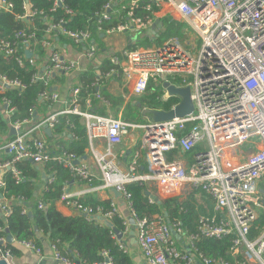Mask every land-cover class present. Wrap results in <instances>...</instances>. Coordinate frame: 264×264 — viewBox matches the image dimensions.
I'll use <instances>...</instances> for the list:
<instances>
[{
    "label": "built area",
    "instance_id": "2783aa9c",
    "mask_svg": "<svg viewBox=\"0 0 264 264\" xmlns=\"http://www.w3.org/2000/svg\"><path fill=\"white\" fill-rule=\"evenodd\" d=\"M141 2V8L152 13L146 21L132 12ZM61 4L62 0H53L52 10ZM165 5L171 7L178 22L183 24L182 38L173 36L159 44L131 50L123 46L108 56L112 67L106 75L120 72L127 93L135 96L145 94L150 82L161 86L163 82L188 86L193 111L183 117L157 122L148 115L144 116V123L124 121L111 114L100 115L89 109L92 97L105 104L108 102L99 94L98 87L96 92H89L90 87L82 88L77 79L63 108L40 118L31 107L27 117L8 121V137L0 140V153H7L9 158L0 160V171L11 170L18 183L22 178L16 166L18 162L28 161L33 167H45L55 161L81 181L91 182L98 176L103 188H114L120 193L127 216L119 211L114 198L109 201L107 210L103 206L83 204L65 191L59 200L76 214H86L87 218L100 216L110 221L117 215L124 225L122 235L129 228L135 231L147 264H232L224 257L205 255L197 246L203 237L221 239L229 235L233 236L229 253L234 264H264V223L258 225L264 214V188H259V182L264 179V0H128L126 19L106 29L98 25L97 32L102 40L126 32L139 34L152 27L155 15ZM1 9L9 12L12 4L0 0ZM23 9L25 13L18 16L19 19L44 15L30 10L28 0H23ZM111 9V1L104 4L101 11L95 13L100 18L97 22L108 21ZM58 34L75 46H81L77 57L62 54L56 48ZM37 43L34 28L18 31L12 40L0 38V52L13 56L19 67L29 65L30 82L40 81L45 87L39 93L40 98L55 103L59 100L57 88L51 91L46 88L52 76L87 71L82 68L80 59L94 61L98 46L88 29L72 31L60 24L48 25L40 46ZM26 51L31 56L27 57ZM25 87L21 79L0 73L1 89L22 91ZM163 91L162 98H169L165 88ZM83 94L85 108L80 103ZM0 110L5 119H10L14 108L4 100ZM68 114L83 121L87 136L85 156L92 158L96 174L84 157H76L47 139L46 129L51 134L59 116ZM10 128L14 129V135H10ZM136 130L142 132L139 145L128 165L123 167L119 158L123 152H117L114 147L130 131ZM53 149H60V155L51 156ZM53 181L51 173L40 194ZM130 183L144 186L151 204L200 189L211 199L214 212L200 215L194 232L164 213L140 218L132 209V195L126 189ZM3 186L0 179V188ZM14 202V198H5L0 192L1 217L5 219L11 213ZM38 207L43 208V204L39 202ZM22 212L29 213V210L25 207ZM252 229H257L258 233L249 237ZM114 230L113 237L125 251V245L121 239H116ZM0 241V257L9 263L11 254L5 249L6 237ZM15 243L37 255L42 252L32 241ZM49 245L53 258L60 264H113L105 251L102 252L104 261L86 263L70 259L54 244Z\"/></svg>",
    "mask_w": 264,
    "mask_h": 264
},
{
    "label": "trees",
    "instance_id": "16d2710c",
    "mask_svg": "<svg viewBox=\"0 0 264 264\" xmlns=\"http://www.w3.org/2000/svg\"><path fill=\"white\" fill-rule=\"evenodd\" d=\"M5 1L12 4V9L9 12L3 9L0 10V38L12 40L15 32L30 31L34 28L36 41L38 42L37 46H40L39 41L43 38L44 31L50 24H60L65 29L72 31L88 29L95 39L102 40L100 33L97 32V26L100 25L103 29L116 26L117 23L126 19L129 11L128 0H62V4L57 5L54 10H52L53 0H28L30 10H35L38 13L42 12L44 15H36L32 19H19L18 16L25 13L23 0ZM109 1H111L112 7L108 12L110 19L98 23L97 21L100 18L95 13L101 11L103 5ZM141 6L142 2L132 12L135 16L146 21L152 17V13L144 11ZM169 25H171V20L164 19L163 30ZM182 28L183 24H178L164 33L156 35H151L145 29L141 32L144 35L147 33L148 37L143 39V44L147 46L159 44L157 41L161 36H165V39L173 37L180 34ZM56 37L59 42L69 41L67 37L60 34ZM140 45L142 43H129L125 48L131 50ZM110 67L112 65L109 59L106 58L98 66V74L94 70L80 74L79 82L82 88L87 85L90 87L88 90H91L89 92H96V87H99L100 83H103L106 79L105 76H107L106 73L109 72ZM0 73L11 78H19L26 85L22 91H18L17 88H0V104L6 100L9 107L14 108L10 119H5L0 110V135L7 130L8 121L27 117L29 115L28 110L31 107L36 110L40 118L45 117L46 112L52 108L53 103L50 99L40 98L39 93L45 87L40 81L30 82L32 69L29 65L19 67L13 56H4L0 52ZM113 75H116V73H111L108 76L113 77ZM117 75L116 77H119L122 81L121 73L118 72ZM63 77L62 74L53 75L46 88L51 91L57 82L63 80ZM93 83L96 85H92ZM124 90L127 93V90ZM98 92L108 102L113 110V115L116 116L123 105V97L113 95L101 86ZM163 93L161 84L154 85L150 82L145 94L125 103L121 119L138 122L143 117L141 113L145 108L170 110L173 105L178 103L179 99L175 96L163 99ZM97 106L96 100H93V108H98ZM99 113L105 115V113ZM70 124L73 127H69ZM190 127L191 125L188 124L187 129ZM47 139L51 144L62 146L63 149L73 153L76 157L83 158L86 154V131L77 116L69 114L59 116L58 123ZM60 152V149H53L51 156H58ZM8 158L7 155L0 156L2 161ZM140 163H142V160H140ZM16 166L22 173L21 181L18 183L15 182L11 170L4 169L0 173V179L4 182L0 192L5 198L15 199V202L11 205V213L5 219L0 216V239L6 237L9 233L15 241H32L40 248H42L43 242L47 241L49 244H54L61 254L75 261L80 260L86 263L104 261L102 252L105 251L113 264H132L127 252L119 247L112 235V229L119 231L124 229L122 220L117 215H114L110 220L112 227H108L100 221L89 219L81 214L66 216L56 209L54 201L60 199L64 191V182H70L74 177L72 173L58 162L50 161L47 163L44 172L45 174L53 173L54 181L46 187V190L40 195L41 197H38L35 194L37 180L41 178L38 168L33 167L28 161L18 162ZM126 189L132 195V209L136 216L150 218L154 214L164 213L171 220H180L182 226L191 232L196 231L197 220L200 215H210L214 212L211 199L200 189H195L186 195L171 196L153 204L147 201L144 186L130 183L126 185ZM79 201L83 204L103 206L106 210L109 209L110 200L100 201L92 197H86ZM39 202L43 204L41 209L38 207ZM25 207L31 212V216L22 212ZM259 223V226L264 223V214L260 217ZM257 233V229H252L249 237H254ZM232 238L231 235L221 239L203 237L199 240L197 246L207 256L224 257L234 264V258L229 253ZM5 249L15 257L21 254L13 243H7Z\"/></svg>",
    "mask_w": 264,
    "mask_h": 264
},
{
    "label": "crops",
    "instance_id": "0c3cea01",
    "mask_svg": "<svg viewBox=\"0 0 264 264\" xmlns=\"http://www.w3.org/2000/svg\"><path fill=\"white\" fill-rule=\"evenodd\" d=\"M158 14H165V19L171 20V24H176V25L180 24L178 22V20L176 19L173 10L169 6L165 5L162 8V10L159 11L155 15L154 19L158 17ZM173 17H175V18H173ZM157 29H156V27L155 28L149 27L146 30L151 35H156L157 33L160 34L161 33L160 30H163V22H162L161 26L157 27ZM146 34L144 35L142 32H140L139 34H133L131 32H126V33L114 35V36H112L106 40L95 39V42L97 43V46H98V51H97L98 53H97V56H95V60H94L95 64L92 65L91 63L93 61L88 62V61H85L83 59H80V64H81L82 68H84V69L89 68L87 71L94 70L95 73L98 74V70H97L98 66H100L101 63L106 58H108V56L111 53H113L116 50H120V48H122L123 46H126L129 43L135 44V43H138V41H144L143 39L148 37V35H146ZM100 36H101V34H100ZM55 42H56L55 43L56 48L62 54H67V55H70L73 57H77L82 50L80 45H79L80 47L75 46L71 40H69L68 42H59L58 40H56ZM79 75H80V72H76V71L64 74L63 80L56 83L55 87L57 88L56 90L59 92V100L52 104L53 105L52 108L48 109L46 114H48L49 112H52V111L59 110V109L63 108L65 106V104H67L66 102L70 98V89L72 87V84L75 80L79 79ZM116 76H118V75L117 74L113 75V77L105 76L106 79H104L103 83L102 82L100 83L98 90L100 89V86H101V88H106L107 91L110 92L111 94L120 95L123 97V100H124L123 105L119 109L118 114L115 116V117H121L123 106L126 103V98L124 95H126L127 93L124 94L120 90V85L123 86V84H121V80L119 79V77H116ZM85 99H86V96L81 95L80 103H81L82 108H85ZM93 100H96V102L98 104V106H97L98 108H93ZM89 109H91L92 111H94L98 114H100L99 112H102L105 114L113 113V110L111 109L110 105L103 103L100 99H97L95 97H92L91 107ZM100 115H104V114H100ZM111 115H113V114H111ZM80 122L83 124V121L81 119H80ZM83 126H84V124H83ZM8 132H9V130L7 128L5 133L1 135L0 140L6 136L8 137ZM136 132L137 131H130L123 138L122 142L119 145L114 147V149L117 152H119V151L123 152V154L120 155V157H119L120 161H121L120 164L123 167H126L128 165V163L130 162V160L132 158V154L138 145V141H133L134 138L136 140L138 138ZM50 135H48V136H50ZM6 155H7V153H0V156H6ZM84 158L86 159L87 163L90 165L92 172L94 174H96L97 168H96V165L93 162L92 158L90 156H84ZM142 163H143V161H142ZM37 168L39 170V173H40L39 175L41 178H40V180L39 179L37 180V185H36L37 188H36L35 194H36V196L41 197L40 196L41 195L40 194L41 188L45 185L46 179L49 177V175L51 173L45 174V172H44L45 167L38 166ZM97 177L94 178L91 182H84V181H81L80 179H77L76 177L75 178L73 177L69 183L66 181L64 182V186H63L64 191L66 193L72 195V196L78 197L79 200L85 199L86 197H92V198L100 200V201L111 200L114 198V200L117 203L119 211L124 216H127L128 210L126 208L124 201L120 197L115 196L114 193L111 191V189L103 188L101 181ZM259 188L260 189L264 188V180H261L259 182ZM54 205L59 212H61L62 214L66 215V216L76 215V213L71 208L66 207L59 199L54 201ZM15 242L16 241L14 240L13 244L15 245V247L17 249L20 250L21 254L18 257L11 255V257L9 259V264H60L59 262H57L53 258L52 251L50 249V245L47 241L43 242L42 252L39 255L34 253L32 250L27 249V248L15 243ZM122 243L125 245V252H127V254L129 255L132 264H147L146 261L144 260L143 256H142L140 248L137 244L134 230L129 228L128 231L122 235Z\"/></svg>",
    "mask_w": 264,
    "mask_h": 264
},
{
    "label": "water",
    "instance_id": "95a60500",
    "mask_svg": "<svg viewBox=\"0 0 264 264\" xmlns=\"http://www.w3.org/2000/svg\"><path fill=\"white\" fill-rule=\"evenodd\" d=\"M153 28H155V24L152 25ZM25 55L27 57L31 56V53L29 51L25 52ZM162 87L166 89L167 95L168 96H175L179 99L178 103L175 105L174 108L164 111V110H159V109H148L145 108L142 110V116H150V118L157 122V121H165L168 119H171L173 117H183L187 114H190L193 111V102L191 100V93H190V88L188 86L180 87V86H175L173 84H170L168 82H163ZM46 133L50 135V130L46 129ZM15 134V131L13 128H10V135ZM1 173V171H0ZM111 191L114 193L115 196L119 197L120 193L115 191L114 188L111 189ZM29 216H31V212L28 213ZM166 215V214H165ZM84 217H86V214H83ZM90 219H94L97 221H100L101 223L105 224L108 227H112V224L110 221L103 219L100 216H90ZM129 221L131 224H133L134 220L132 217L129 218ZM116 234V239L122 240V232L119 230H114ZM13 236L9 233L6 235V241L7 243H13ZM0 241V245H1ZM107 261V259H105ZM0 264H9L7 260L4 258L0 257Z\"/></svg>",
    "mask_w": 264,
    "mask_h": 264
},
{
    "label": "rangeland",
    "instance_id": "374dc122",
    "mask_svg": "<svg viewBox=\"0 0 264 264\" xmlns=\"http://www.w3.org/2000/svg\"><path fill=\"white\" fill-rule=\"evenodd\" d=\"M174 26H176V24H171V25H169L166 29H164L165 31L166 30H168V29H171L172 27H174ZM157 29V28H156ZM158 30V29H157ZM164 30H160V31H164ZM164 31V32H165ZM163 32V33H164ZM180 32H181V29H180ZM158 34V33H157ZM175 36H178L179 38H182V35H181V33L180 34H178V35H175ZM163 40H165V36H161L160 38H159V40L157 41L158 43H160V42H162ZM143 42L144 41H138V43L140 44V43H142V45H140L139 47H150V46H152V45H145V44H143ZM97 56V55H96ZM92 65H94L95 63H94V61L91 63ZM87 69H89V68H87ZM121 84H123V82L121 81ZM124 89H126V87H124V86H122V85H120V90L124 93V94H126V91L124 90ZM127 90V89H126ZM125 96V98H126V102H128V101H131V100H133L135 97H138V96H135V95H128V93L126 94V95H124ZM111 114H114V113H111ZM146 121V119H144V116L143 117H141V119H140V121H138V123H144ZM137 132H136V134H137V136H138V138H137V140L134 138L133 139V141H138V145H139V142H140V138H141V135H142V132H141V130H136ZM139 139V140H138ZM138 147V146H137ZM264 180V179H263Z\"/></svg>",
    "mask_w": 264,
    "mask_h": 264
},
{
    "label": "bare ground",
    "instance_id": "6f19581e",
    "mask_svg": "<svg viewBox=\"0 0 264 264\" xmlns=\"http://www.w3.org/2000/svg\"><path fill=\"white\" fill-rule=\"evenodd\" d=\"M164 19L165 14H158V17L153 20L155 27L161 26Z\"/></svg>",
    "mask_w": 264,
    "mask_h": 264
}]
</instances>
